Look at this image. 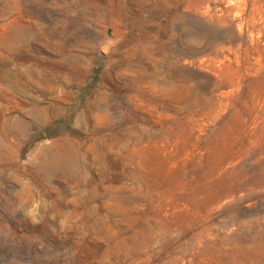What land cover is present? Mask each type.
I'll return each mask as SVG.
<instances>
[{
    "label": "rangeland",
    "instance_id": "rangeland-1",
    "mask_svg": "<svg viewBox=\"0 0 264 264\" xmlns=\"http://www.w3.org/2000/svg\"><path fill=\"white\" fill-rule=\"evenodd\" d=\"M257 1L0 0V264H264Z\"/></svg>",
    "mask_w": 264,
    "mask_h": 264
},
{
    "label": "bare ground",
    "instance_id": "bare-ground-1",
    "mask_svg": "<svg viewBox=\"0 0 264 264\" xmlns=\"http://www.w3.org/2000/svg\"><path fill=\"white\" fill-rule=\"evenodd\" d=\"M253 1V0H252ZM249 3L250 2H248V5H249ZM252 3V2H251ZM251 5V4H250ZM254 7V8H253ZM253 7H251V8H253V10H255V9H259V8H262V9H264V0H258L257 2H256V5H253ZM250 11H252V10H250ZM257 11V10H256ZM249 13V12H248ZM258 13V12H257ZM261 13H262V11H261ZM264 15V14H263ZM262 15V17H264ZM260 16V15H259ZM246 19V18H245ZM248 19V18H247ZM246 19V20H247ZM251 19V18H250ZM254 19V18H253ZM255 20V19H254ZM258 21H259V19H258ZM247 23V22H246ZM245 23V24H246ZM264 23V22H263ZM263 25V24H262ZM258 28V27H257ZM264 31V30H263ZM254 35V34H253ZM104 52L106 51V50H103Z\"/></svg>",
    "mask_w": 264,
    "mask_h": 264
}]
</instances>
